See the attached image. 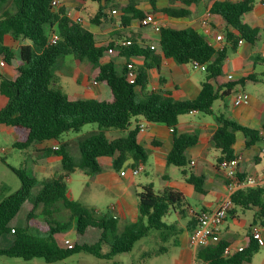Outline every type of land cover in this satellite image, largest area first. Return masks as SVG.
<instances>
[{
    "label": "trees",
    "instance_id": "trees-1",
    "mask_svg": "<svg viewBox=\"0 0 264 264\" xmlns=\"http://www.w3.org/2000/svg\"><path fill=\"white\" fill-rule=\"evenodd\" d=\"M6 1L0 0V9ZM52 1L55 0H13L14 10L3 9L0 13V58L13 71L11 77L0 74V95L6 101L0 108V126L11 129L15 136L13 145L17 149L28 150L35 144L49 142L57 149L44 148V155H53L60 160L59 173L42 181L15 171L20 179V188L0 197V238L12 236L9 246L0 248V256L22 260L39 258L46 264L61 263L79 253L111 260L116 254L130 252L137 241L150 236L153 231L156 233L153 237L155 247L144 251L142 257L167 254L171 247L177 245L181 230L166 224L163 219L185 206L183 195L176 189L168 187L157 193L150 184L144 185L136 194L138 214L135 220L119 227L117 217L95 216L78 201L70 199L65 180L76 168L85 174L100 173L101 158H109L111 167L119 172L125 164L131 169L144 165L147 156L137 141L138 120L143 119L172 130V145L165 157L166 165L178 168L186 183L192 185L195 191L203 192V178L188 171L184 156L186 148L195 144L197 138L176 134L174 130L180 116L194 111L209 115L216 98L228 95L234 83H220L221 68L234 49L232 43L238 36L229 32L227 27L249 43L259 40V30L241 21L242 16L252 9L253 0L215 1L209 7V11L225 23V45L221 48L209 45L204 36L192 28L168 26L160 29L158 48L163 58L180 65L196 61L204 66L205 79L200 84L198 95L182 101L149 90L146 79L148 67L134 69L129 62L133 57L152 56L154 49L139 44L134 38L127 39L130 42L127 46L118 45L119 41L97 45L92 32L74 22L62 9H57ZM78 1L98 4L89 22L100 24L108 0ZM150 2L153 7L154 0ZM143 17L145 14L141 11L128 8L123 10L121 20L128 26L132 20L139 22ZM6 35H10L12 41L21 39L26 43L14 50L4 43ZM52 35L57 36L54 44L50 43ZM109 49L125 58V63L116 65L113 61H103ZM66 56L91 65L93 81L100 82L105 88L104 100L70 101L54 84L52 70ZM129 73H132V78ZM251 78L248 76L240 82ZM210 79L218 85L216 91L208 82ZM220 88L223 91L218 95ZM216 119L218 126L211 140L219 152L217 164L234 157L236 132L246 137L248 146L259 139L257 130L240 126L224 115H218ZM88 124H96L97 131L77 140L79 160L75 162L62 136L67 132H78ZM108 131L119 134L112 137L107 134ZM261 132L264 135V120ZM38 185L39 189L34 193L33 189ZM256 193L264 197V189L260 187L236 191L231 196L232 203L243 206L247 201L264 212V201L260 203L254 198L248 199ZM243 196L247 198L242 199ZM59 205L69 213V222L60 223L54 219L53 214ZM21 210L26 211L24 223L23 226H16L12 220ZM69 228L75 235L71 248L55 239V235L66 233ZM90 239L93 241L88 242ZM249 239L240 251L229 255L223 254L228 243L219 240L216 244L198 248L196 259L203 264H248L259 246L253 235Z\"/></svg>",
    "mask_w": 264,
    "mask_h": 264
},
{
    "label": "crops",
    "instance_id": "crops-1",
    "mask_svg": "<svg viewBox=\"0 0 264 264\" xmlns=\"http://www.w3.org/2000/svg\"><path fill=\"white\" fill-rule=\"evenodd\" d=\"M56 1L58 4V0ZM215 1L235 2L237 0H154L153 7L150 0H108L103 10L100 24L89 22L88 30L93 33L97 45L104 46L109 42L130 39L131 37L125 34L127 27L140 28L142 32L138 35V39L135 40L139 44L148 45L149 47L154 46V53L146 58L144 56L131 58L129 62L133 64V68L148 67L146 79L149 90L159 91L174 100H190L196 98L200 90V84L205 79L198 72L205 73V71L198 67H193L190 63L180 65L170 59L163 58L158 48V33L152 31L150 27L141 26L136 19L126 26L127 24L124 25L121 20V15L123 10L132 8L141 11L145 16L152 15L165 27L192 28L203 35L212 47L221 48L225 45L224 31L226 29L222 18L212 14L209 22L210 30L207 35L203 34L201 27V18L209 11V7ZM84 2L75 1L78 5L84 4ZM260 2L261 0H253L252 9L241 18L244 25L259 30L258 41L254 44L249 43L230 27H227L229 32L238 36L232 43L234 49L228 54L221 68L220 83L222 85L228 82L234 83L228 95L216 98L211 107L212 113L209 115L201 116L205 114L194 111L180 116L174 130L176 134H189L197 138L195 144L186 148L184 156L188 171L194 176L203 178V192L195 191L192 185L186 183L178 168L179 175L175 172L173 173L170 166L166 165L165 157L172 145V130L163 124H151L139 119L138 126L143 125L144 130L138 132L137 141L153 157V171L158 182L134 183L132 180L128 184H124V186L121 185L117 190L116 200L111 205L114 207L111 216L117 217L119 222L129 223L131 220H135L138 214L136 194L144 185L150 184L157 193L168 187L180 192L184 197L185 206L168 216L172 220H166V224H172L175 229L181 230L177 245L174 246L178 247L177 264H203L196 259L197 249L188 247V235L196 225V213L201 210L215 209L219 202L228 195L223 172L216 161L219 152L215 149L211 140L212 133L218 126L216 116L224 115L240 126L258 131L259 139L249 146L246 145V137L241 132H236L233 154L241 156L237 169L240 177L264 174V135L261 132L264 120V5H261ZM75 3L72 5L78 6ZM112 10L115 13H112ZM69 17L72 20L75 17H79L78 11H74ZM216 35H221L223 40L216 41ZM240 40L242 43H239ZM103 61H113L116 65H122L125 63V58L117 56L116 52H114L109 55L106 54ZM61 65L64 66V61H62ZM188 65L194 68L193 71L188 69ZM5 66L3 65V67ZM90 72L91 68L85 74V79L91 77ZM12 75L13 71L9 67L8 72L4 76L11 77ZM228 75H232V78L228 79ZM248 76H252L251 80L240 82ZM208 82L215 91L218 89L214 79H210ZM84 88L85 91L83 93H73L72 95L64 93L70 101L79 99L102 101L105 99V88L100 82L93 81V85L84 82ZM222 91L223 88H220L217 94L220 95ZM238 94H246L248 103L235 105L234 101ZM0 97L3 98L1 95ZM0 129L11 131L9 127L5 126H0ZM52 146L49 142H44L40 145L42 149ZM49 159H51V156H47V160ZM54 160L60 166L59 158L56 157ZM99 160H101L99 162L101 170L103 166L105 168L111 167L109 158H101ZM147 161L148 157L146 158ZM146 162L142 165V170L135 176H138L141 172L148 174ZM121 169L131 168L128 164H125ZM41 172L51 174L50 177L56 175H54V171L49 165L44 167ZM135 176L128 173L126 176L120 177L133 179ZM260 188L264 189V187ZM246 198L243 196L242 199ZM250 198H254L260 203L264 201V197L257 193L256 195L248 196V199ZM21 225L23 226V224ZM16 226L19 225L16 224ZM255 230L259 233L262 244L258 243V250L253 254L251 262L248 264H264V212L259 206L249 204L247 201L243 206L233 205L219 227V237L220 240L228 243L229 254H232L249 243V237L253 235ZM65 235L66 233L57 234L55 239L59 242H62L63 239H68L71 242L69 238H65Z\"/></svg>",
    "mask_w": 264,
    "mask_h": 264
},
{
    "label": "rangeland",
    "instance_id": "rangeland-1",
    "mask_svg": "<svg viewBox=\"0 0 264 264\" xmlns=\"http://www.w3.org/2000/svg\"><path fill=\"white\" fill-rule=\"evenodd\" d=\"M76 0H58V4L54 5L57 9H62L67 16L73 14L74 11H78V16L82 19L80 23L84 28H89V18L92 17L97 11L98 4L91 1H85L84 4L78 5ZM75 3L78 6H73ZM3 9L13 11V0H7L0 9V13ZM45 30L47 28L45 27ZM142 30L138 27L129 26L125 29V34L131 38L138 39V35ZM4 43L11 45L14 50L16 46L25 44L23 40L12 41L10 35L4 37ZM109 55V53H107ZM2 59L0 58V61ZM64 61V66H62ZM190 71H193V67L187 66ZM91 65L84 61L78 62L70 56H66L61 59L58 64L53 68L54 84L61 87L62 91L66 94L72 95L73 93H83L85 90L84 82L89 85H93L92 77L85 79V74L89 72ZM9 66H0V74L6 75ZM199 75L204 78V72H198ZM78 79V81H77ZM6 101L0 97V107L5 105ZM206 116V115H201ZM142 120V119H141ZM97 131L96 124L84 125L78 132H67L62 136V140L68 143V147L71 156L75 162L79 160V152L77 147V140L83 136L91 134ZM109 136H117L119 133L115 131H108ZM15 136L11 131L0 129V197L1 195L7 196L20 188V179L15 171L23 172L28 177H34L38 181L49 178L51 174L41 172L46 166H51L54 175L59 173L60 166L57 164L56 157L53 155H44L40 145H33L28 150H20L14 147ZM148 157L146 162V168L148 174L141 172L133 179L126 177H120L119 171L114 170L111 167H102V170L98 174H85L79 168H76L70 173L65 180L67 187V195L70 199L78 201L87 209L91 210L95 216L111 215L112 210L110 206L114 204L116 200L117 190L121 185L128 184L133 180L134 183H144L146 181H152L157 183L158 180L154 174V160L150 152L144 149ZM47 156H51V159L47 160ZM264 159V157H263ZM101 162V160H99ZM152 163V164H151ZM33 169V170H32ZM171 171L179 175L178 169L174 166H170ZM172 173V172H171ZM39 189V185L34 187L35 193ZM57 212L53 214L56 221L60 223L69 222V213L63 209L60 205L56 208ZM26 211L21 210L12 220L14 224L19 226L24 223ZM19 219V220H18ZM172 220L171 217L163 219ZM132 222V220H131ZM124 221L119 222V227H122ZM154 233L151 232L150 236L140 239L134 244L132 250L128 253H120L113 256L111 260H101L90 254L79 253L74 254L67 258L64 264H113L117 262L119 264H177L178 247H171L169 253L152 257L143 258L142 253L155 247ZM65 238H69L72 243L75 241V236L71 228L66 231ZM12 241V236L4 235L0 238V247L9 246ZM93 240H88L92 242ZM105 250L106 248L103 247ZM0 264H46L43 259L34 258L31 260H22L20 258H9L6 256H0ZM58 264V263H57Z\"/></svg>",
    "mask_w": 264,
    "mask_h": 264
},
{
    "label": "built area",
    "instance_id": "built-area-1",
    "mask_svg": "<svg viewBox=\"0 0 264 264\" xmlns=\"http://www.w3.org/2000/svg\"><path fill=\"white\" fill-rule=\"evenodd\" d=\"M242 1V0H237ZM52 5H56L57 1H52ZM261 5H264V0H261ZM112 13H115L114 10H112ZM212 16V13L210 11H207L203 17L201 18V27L203 29V34L207 35L210 30V17ZM74 22L81 23L82 19L80 17H75ZM140 25L143 27H150L152 31L155 33H159L161 28H165V25H162L156 18H154L152 15H146L139 21ZM216 41H222L223 37L221 35L215 36ZM57 41V36L52 35L50 37V43L54 44ZM208 43V42H207ZM239 43H242L240 40ZM130 42L127 39H124L122 41L118 42V45L121 46H127ZM209 44V43H208ZM210 45V44H209ZM151 49H154V46H150ZM107 53L112 54L114 51L112 49H109ZM190 64L193 67H198L201 70H204V66L198 64L196 61H191ZM2 60L0 61V66H3ZM128 68H131V65L127 66ZM130 78H132V73H129ZM232 75H228V79H231ZM130 82L132 83L133 80L130 79ZM247 104L248 103V96L246 94H238L234 104ZM143 125H139V131H143ZM52 149H57L56 146H52ZM241 159L240 155H234L231 159H224L218 163L219 168L222 170L225 181H226V189L228 191V195L224 197L218 204V206L213 210H201L196 213V225L193 228V230L189 233L187 238V245L191 249H198L201 247H206L209 245L216 244L219 240V227L225 217L227 216L228 212L232 209L233 203L231 200L232 194H234L236 191L245 189V188H257V187H264V174L260 176H248V177H240L238 173V165L239 161ZM142 170V166L138 165L136 168L133 169H122L119 172L120 176H126L128 173L132 176L137 175ZM110 210H114V207L111 206ZM115 217V216H114ZM253 237L257 239L259 244H262V239L257 232V230L254 231ZM62 243L67 247L71 248L72 243L68 239H63ZM241 248L238 249L240 251ZM224 255H229V248H225Z\"/></svg>",
    "mask_w": 264,
    "mask_h": 264
}]
</instances>
